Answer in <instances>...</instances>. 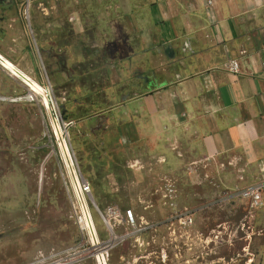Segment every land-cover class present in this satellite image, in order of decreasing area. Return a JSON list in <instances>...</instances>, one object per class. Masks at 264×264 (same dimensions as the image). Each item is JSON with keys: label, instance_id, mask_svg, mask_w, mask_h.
I'll use <instances>...</instances> for the list:
<instances>
[{"label": "crops", "instance_id": "crops-1", "mask_svg": "<svg viewBox=\"0 0 264 264\" xmlns=\"http://www.w3.org/2000/svg\"><path fill=\"white\" fill-rule=\"evenodd\" d=\"M85 4V17L72 26L66 8L58 12L63 20L56 19V11L42 17L31 5L26 17V5L4 0L0 38L22 71L36 80L46 75L61 91L57 100L63 113L97 138L95 169L105 171L110 164L124 169L116 161H133L143 151L168 156V142L175 140L184 152L201 145L205 157L222 161L221 169L210 165L225 177L232 167L222 169L224 162L241 159L243 189L264 183V0ZM28 26L39 59L31 50ZM230 60L239 62V73L226 70ZM95 106H101L98 113L79 115ZM81 152L83 170L90 165L84 166ZM240 218L243 264H264V205L253 208L243 198Z\"/></svg>", "mask_w": 264, "mask_h": 264}, {"label": "rangeland", "instance_id": "rangeland-1", "mask_svg": "<svg viewBox=\"0 0 264 264\" xmlns=\"http://www.w3.org/2000/svg\"><path fill=\"white\" fill-rule=\"evenodd\" d=\"M14 1L22 7L26 5V17L31 5L42 17H52L56 11V19L63 20L64 15L59 13L66 8L70 13L66 18L72 20V26L75 23L78 26L85 17V3L96 2ZM22 12L24 14V10ZM88 13L93 20L94 5ZM25 28L31 50L39 59L31 27ZM88 28L90 30L94 26ZM93 36V45H96L95 30ZM0 41L3 43L0 53L21 69L3 48L6 40L1 37ZM7 52L13 56L20 55L15 51ZM40 68L43 70L42 65ZM33 80L40 94H31L32 88L0 65V264H30L41 255L73 247H80L81 251L86 248L74 217L55 137L59 138L62 130L56 121L54 127L50 122L52 102L58 105L65 121L75 123L69 131L71 144L79 164L78 153L82 151L84 166L90 165L81 172L92 186L96 204L101 209L108 206L132 209L138 229H141L109 251L108 264H243L242 230L238 228L242 220L243 198L237 196L243 190V186L239 185L241 159L224 162L222 169L232 167L227 170L228 177H225L223 170H215L210 165L214 163L221 169L222 161L205 157L201 145H196L192 152H184L179 143L172 140L171 144L168 142V156L157 150L151 155L144 151L137 153L133 161H116L111 157L125 168L119 169L110 164L105 171L96 170L99 162L95 161L98 156L93 148L97 138L79 119L63 113L57 100L61 91L54 88L45 74ZM69 98L74 101L72 96L69 95ZM100 107H85L79 115L96 114ZM99 125V129L103 127ZM183 141L186 142L185 138ZM115 183L125 186L117 189ZM168 183L174 184L177 191L174 206L165 199V185ZM92 212L99 234L103 239L110 238L98 211L93 207ZM188 214L193 215L194 222L182 226L180 217ZM120 226L124 230L119 229ZM120 226L114 227L119 236L128 230L125 225ZM87 254L88 251L79 254L81 259L73 264H97L92 257L82 258Z\"/></svg>", "mask_w": 264, "mask_h": 264}, {"label": "built area", "instance_id": "built-area-1", "mask_svg": "<svg viewBox=\"0 0 264 264\" xmlns=\"http://www.w3.org/2000/svg\"><path fill=\"white\" fill-rule=\"evenodd\" d=\"M225 68L234 74L240 71V65L237 60L228 61L225 64ZM52 109L53 114L50 115V122L53 127L56 121L62 130L60 137L58 138L56 135L55 137L66 173V186L71 194L74 217L84 238L86 248L81 251L80 247H73L63 251L41 255L30 264H73L81 259V257L78 258L79 254L86 251H88V254L82 258L92 257L96 260L97 264H100L98 256L102 255L105 257L104 259H106V264H108L107 255L109 251L116 248L122 242L130 239L135 233L140 232L141 229H138V223L132 209L122 210L115 206H108L105 209H101L95 203L92 194V186L83 176L77 154L71 144L69 131L74 127L75 123L73 121L64 120L56 103L54 104L52 102ZM54 115H56V117H54ZM165 188V199L170 202L171 206H174L177 193L176 188L172 183L166 184ZM263 189L264 183H259L241 190L238 194L242 198L249 199L251 201V207L261 208L264 205ZM93 207L98 211L104 225L108 229L110 238L103 239L99 234L92 212ZM180 218L182 226L191 225L194 222L192 214L186 215L184 217L185 219L183 217ZM120 225H125L128 230L119 236L116 234L114 227Z\"/></svg>", "mask_w": 264, "mask_h": 264}, {"label": "bare ground", "instance_id": "bare-ground-1", "mask_svg": "<svg viewBox=\"0 0 264 264\" xmlns=\"http://www.w3.org/2000/svg\"><path fill=\"white\" fill-rule=\"evenodd\" d=\"M0 65L8 70L12 75L16 76L20 80H22L30 89L31 94H40V89L36 85V82L31 78L28 74L22 71L18 66H16L13 62L9 61L0 53ZM38 84V83H37ZM45 88V87H44ZM49 91L50 89L47 88ZM51 93V92H50ZM56 117V115H54ZM54 127V125H53ZM55 134V133H54ZM102 255L98 256L100 264H106V259H104Z\"/></svg>", "mask_w": 264, "mask_h": 264}]
</instances>
